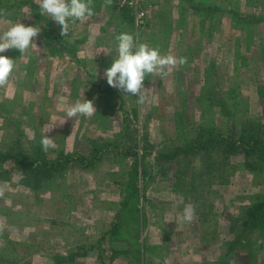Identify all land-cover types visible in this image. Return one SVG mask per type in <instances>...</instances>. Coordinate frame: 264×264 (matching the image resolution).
Returning <instances> with one entry per match:
<instances>
[{"label": "rangeland", "instance_id": "374dc122", "mask_svg": "<svg viewBox=\"0 0 264 264\" xmlns=\"http://www.w3.org/2000/svg\"><path fill=\"white\" fill-rule=\"evenodd\" d=\"M156 2L138 21L93 0L62 37L37 0H0V33L41 26L27 56L0 53L16 60L0 87V264H264V148L246 144L264 142V0ZM125 32L187 57L145 78L143 104L103 75ZM59 96L97 113L63 123Z\"/></svg>", "mask_w": 264, "mask_h": 264}, {"label": "clouds", "instance_id": "9594fccd", "mask_svg": "<svg viewBox=\"0 0 264 264\" xmlns=\"http://www.w3.org/2000/svg\"><path fill=\"white\" fill-rule=\"evenodd\" d=\"M113 0H105V6L110 7ZM41 16H48L60 26V35L67 36L72 26L77 22L85 23L94 15L93 0H37ZM7 16L4 10H0V18ZM12 26L0 33V53L10 49L18 50L21 56H27L36 37L41 33L40 25L25 26L18 22L6 21ZM117 58L112 60L111 66L103 73L107 84L120 92L137 97V103L143 104L147 100L150 90L144 88V80L148 75L155 74L161 77L168 75L169 68L187 63V57H175L162 55L158 47H150L146 43H137L133 35L121 33L116 37ZM16 68V60L0 55V87H5ZM94 100L77 99L69 103L65 96H59L56 107L63 112V123L76 117L91 118L96 115L97 109ZM62 123V124H63ZM53 127V126H52ZM51 127V128H52ZM50 128V129H51ZM49 129V130H50ZM48 130V131H49ZM43 151L56 147L55 139L45 135L40 140ZM21 178H23L21 174ZM4 195L0 189V197ZM195 217V205L186 204L179 215L180 224H190Z\"/></svg>", "mask_w": 264, "mask_h": 264}, {"label": "built area", "instance_id": "2783aa9c", "mask_svg": "<svg viewBox=\"0 0 264 264\" xmlns=\"http://www.w3.org/2000/svg\"><path fill=\"white\" fill-rule=\"evenodd\" d=\"M118 8L132 10L136 20H140L144 13L142 10L144 0H115Z\"/></svg>", "mask_w": 264, "mask_h": 264}, {"label": "trees", "instance_id": "16d2710c", "mask_svg": "<svg viewBox=\"0 0 264 264\" xmlns=\"http://www.w3.org/2000/svg\"><path fill=\"white\" fill-rule=\"evenodd\" d=\"M263 143L264 142L261 141V139H259L258 137H252L249 140H246V144L248 146L247 152H248V150L253 151L254 149H256V147H258L260 149H263L264 148V144ZM5 158L6 159H12V156H10V155L9 156H5ZM260 158L262 160H264V156L262 154H260ZM255 209H258L259 210L258 213L261 212L262 215H264V203H260ZM262 221H264V216L262 217Z\"/></svg>", "mask_w": 264, "mask_h": 264}, {"label": "crops", "instance_id": "0c3cea01", "mask_svg": "<svg viewBox=\"0 0 264 264\" xmlns=\"http://www.w3.org/2000/svg\"><path fill=\"white\" fill-rule=\"evenodd\" d=\"M162 0H157L156 4L161 3ZM157 11L160 13V11L162 10V8H160L159 6L156 5ZM158 15V14H157Z\"/></svg>", "mask_w": 264, "mask_h": 264}]
</instances>
